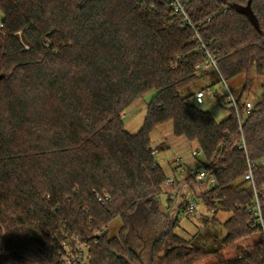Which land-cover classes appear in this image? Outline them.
<instances>
[{"label":"trees","instance_id":"1","mask_svg":"<svg viewBox=\"0 0 264 264\" xmlns=\"http://www.w3.org/2000/svg\"><path fill=\"white\" fill-rule=\"evenodd\" d=\"M249 1L179 0L193 28L173 0H0V264H63L74 236L89 264H141L144 240L146 264H264L249 210L257 196L264 220V92L249 113L242 102L264 89V0H251L259 29L236 9ZM209 54L225 81L246 75L240 118L231 106L218 121L192 102ZM153 91L131 134L124 113ZM169 122L216 178L193 190L214 213L189 238L161 209L168 175L155 154L167 147L151 136Z\"/></svg>","mask_w":264,"mask_h":264},{"label":"rangeland","instance_id":"2","mask_svg":"<svg viewBox=\"0 0 264 264\" xmlns=\"http://www.w3.org/2000/svg\"><path fill=\"white\" fill-rule=\"evenodd\" d=\"M207 75L203 76L198 82L193 84L188 91H194L196 89H203L206 92L205 102L203 104H197L193 98L192 102L196 104L202 110L210 112L216 120L222 121L229 117L230 111L229 107L232 103L228 100V87L234 94V96L239 99L243 92V87L246 81V75H240L231 81H223L218 73L212 67ZM264 92L261 87H256L251 93H244L242 96V102L246 103L251 101L255 105L260 95ZM155 92H149L144 97L139 99L131 108H129L123 115V121L126 130L131 134H136L144 124L147 105L149 101L153 98ZM215 96L219 97V100ZM160 144H164L167 148L164 150H159L156 152L155 157L157 161L162 165L168 176L173 174L174 160L178 156H182L188 163V169L195 168L201 169L203 157H193L192 152L196 147L195 143H189L183 138H179L174 135L173 125L171 122L164 124L157 128L151 136V145L153 148L158 147ZM188 173V170L186 171ZM185 173V174H186ZM187 175V174H186ZM187 186L185 190L189 193L195 194L194 191H203L204 185L197 180H190L188 177ZM194 190V191H193ZM184 194V193H183ZM170 195L164 192L160 196L161 209L165 213H169L172 217H178L180 220V226L177 231L184 237H190L192 234L198 231L199 228L203 226V219L207 215V209L205 205L200 202L199 214L201 218L189 213L184 208L180 209L182 201L179 199L172 201L169 200ZM182 200V199H181ZM230 214L225 212H220L218 218L221 221H225L229 218ZM121 222L119 219L114 220L110 225L111 235L118 234ZM216 228H219L218 226ZM258 233L249 235L247 238H242L238 240L233 245L229 246L226 251L230 256H234L239 248L246 249L248 245H253L254 241L257 239ZM144 240V244H145ZM143 244V245H144ZM144 247V246H143ZM142 247V248H143ZM138 249L139 251L142 249ZM144 259L146 257L144 256ZM198 264H216V259L214 256H209L204 261Z\"/></svg>","mask_w":264,"mask_h":264},{"label":"built area","instance_id":"3","mask_svg":"<svg viewBox=\"0 0 264 264\" xmlns=\"http://www.w3.org/2000/svg\"><path fill=\"white\" fill-rule=\"evenodd\" d=\"M172 5L174 6L177 13H182L184 15V21L190 24L193 28L194 25L190 20L189 16L186 14L183 6L179 2V0H173ZM2 27V23L0 21V28ZM197 38L200 39L198 32H196ZM201 48H205V45H201ZM212 67L221 77V79L225 82V79L222 77L219 68L217 66L216 60L212 55H208L205 63L198 68H204L206 70H211ZM228 100L232 103V106L235 108L238 117L240 118V103L239 100L234 96L230 88L228 87ZM206 92L204 90H198L194 99L197 104H203L205 102ZM246 106V111L249 113L254 105L251 101H247L244 103ZM155 154V152H154ZM193 157H201L202 151L196 146L192 152ZM174 166L175 171L171 176H168L167 181L164 185V190L170 197L174 200L182 199V204H184V209L189 213L201 218L199 214V200L196 198L194 194L189 193L188 190H185L187 186V179L190 176H193L198 181L205 182L208 186L212 187L216 184V178L205 168L201 167V169L190 168L188 169V163L182 156H178L175 158ZM260 165H264V158L260 159ZM256 163L250 164L249 171L246 174V179L251 180L254 183V175H253V167ZM188 170V173L186 171ZM187 175H186V174ZM184 193V194H183ZM254 214L257 216L258 221L260 223V234L264 239V220L262 215V207L260 200L256 196L254 206L249 208ZM214 210H211L207 215H212ZM63 253H62V263L63 264H89L90 256L88 251V246L85 242H82L77 236L72 238H68L62 241Z\"/></svg>","mask_w":264,"mask_h":264},{"label":"water","instance_id":"4","mask_svg":"<svg viewBox=\"0 0 264 264\" xmlns=\"http://www.w3.org/2000/svg\"><path fill=\"white\" fill-rule=\"evenodd\" d=\"M251 4H252V1L250 0L247 6H236V9L240 13H243V14L247 15L248 18L251 20V22L256 26V28L259 29L260 26H259V23H258L256 17H255V14H254V12L252 10ZM145 246H146V242L144 244V247L138 252V257L140 259V263L141 264H146L144 259L142 258V252H143Z\"/></svg>","mask_w":264,"mask_h":264},{"label":"crops","instance_id":"5","mask_svg":"<svg viewBox=\"0 0 264 264\" xmlns=\"http://www.w3.org/2000/svg\"><path fill=\"white\" fill-rule=\"evenodd\" d=\"M134 104H135V103H134ZM134 104H133V105H134ZM133 105H132V106H133ZM132 106H131V107H132ZM131 107H130V108H131ZM174 168H175V166H172V169H174ZM173 172H174V171H173ZM179 200L181 201V199H179ZM180 203H182V202H180Z\"/></svg>","mask_w":264,"mask_h":264}]
</instances>
